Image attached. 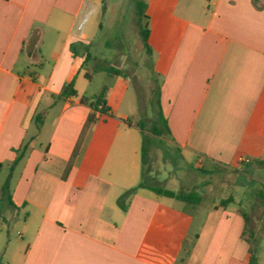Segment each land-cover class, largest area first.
I'll return each mask as SVG.
<instances>
[{
  "label": "crops",
  "instance_id": "obj_1",
  "mask_svg": "<svg viewBox=\"0 0 264 264\" xmlns=\"http://www.w3.org/2000/svg\"><path fill=\"white\" fill-rule=\"evenodd\" d=\"M137 3L170 130L161 135L138 126L140 97L126 71L137 65L135 52H103L106 0H0V235L5 225L22 228L20 240L0 248L6 264H246L248 214L210 204L204 189L182 191L169 170L146 169L142 146L150 137V156L159 144L171 168L184 160L185 174L200 165L257 181L247 170H264V0ZM72 80L77 95L57 99ZM104 89L106 114L81 101ZM142 182L196 193L200 203L193 209L137 188ZM133 188L122 208L119 198Z\"/></svg>",
  "mask_w": 264,
  "mask_h": 264
},
{
  "label": "rangeland",
  "instance_id": "obj_2",
  "mask_svg": "<svg viewBox=\"0 0 264 264\" xmlns=\"http://www.w3.org/2000/svg\"><path fill=\"white\" fill-rule=\"evenodd\" d=\"M138 1L140 0H106V12L102 17L104 29L98 34V39L106 45L103 47L104 54L114 55L116 51L129 54L134 51L137 55V65L129 66L127 64L126 71L128 74H134L133 79L138 88L140 110L136 111L137 118L139 122L142 120L145 122L146 132H152L153 126L158 125L157 110L154 105L157 83L156 78L148 74L149 61L139 35L140 28L146 24V19L139 14ZM87 69L93 72V62L88 63ZM94 79L93 87L98 88L102 84V75H97ZM147 141L146 169L155 171L156 175L162 173L163 170H169L170 183L175 186L181 184L184 186L182 191L190 192L192 189L195 191L204 189V192L201 191V193L210 204L219 205L221 200L228 199L230 196L234 197V202H229L226 206L231 211L240 210L248 214L244 239L248 240L247 243L251 244L254 250V255L257 257L256 264H264V198L260 196L261 192L264 195V170L256 168L252 169L253 172L247 170V175L256 176L257 181L254 182L243 175L239 176L235 172H227L221 169L213 170L211 174H205L200 171V165L185 174L182 169L184 170L186 166L182 158L179 161L174 160L176 166L171 168L169 158L162 160V146L157 144L150 156L152 148L150 137ZM171 153L172 156L175 155V151L172 150ZM1 182L2 176L0 175ZM206 204H202L200 210L194 214L191 235L198 231L204 222L207 211ZM21 231L20 222L16 225H5L0 235V248L8 240L14 242L17 239L20 240L18 232ZM0 264H6V257L0 260Z\"/></svg>",
  "mask_w": 264,
  "mask_h": 264
},
{
  "label": "trees",
  "instance_id": "obj_3",
  "mask_svg": "<svg viewBox=\"0 0 264 264\" xmlns=\"http://www.w3.org/2000/svg\"><path fill=\"white\" fill-rule=\"evenodd\" d=\"M138 8H139L140 16L147 19V16L145 15V5L140 3L138 5ZM141 36H142V40L144 42V45L146 47H148L149 30H148L146 24L141 29ZM86 58L89 60L91 58V55L87 54ZM102 70L107 72L110 75L120 74L122 72L121 70H118V69L113 68V67H103ZM105 93H106V90L104 89V90H102V92L99 95L95 96L94 99L91 100V102L86 97H82L81 101L83 103H88L94 110H100V112H102L103 114H106L107 108L105 107V102H104ZM76 95H77V91L74 88V80H72L68 85H66V87L64 88L62 93L57 97V99H63L66 97H71V96H76ZM156 106H157L158 125L153 126L152 133L155 135H161L163 132L169 133L170 130L168 128L167 121L164 118L163 113H162L160 106H159V91L158 90L156 91ZM99 107H100V109H98ZM40 121H41V115H37L35 118V122L39 123ZM91 122H93L92 117H90L88 119V123H91ZM138 126L140 127V129L142 131H144L146 124L142 120V121L138 122ZM147 140H148V138L144 135L143 136V146H142V159H143L144 163L146 160V153H147V142H148ZM26 148H27V144H25L22 147V149L20 151H18L17 161H19L21 159L23 153L26 151ZM139 187H148L149 189H151L152 191H154L155 193H157L159 195H163V196H167V197H171V198H176L182 202H185L187 205L192 206L193 209H195V207L200 203V198L196 193H176V192L168 190V189H163L159 186H150V185L146 186L144 184V182H142L137 188H139ZM137 188H133V189L126 191L119 198L118 203L122 208L126 207L125 200L131 194H133ZM2 192H3V194H6L9 196V183L8 182H6L3 185ZM232 200L233 199H231V198L221 200L219 206H225L229 202H232ZM246 221H248L247 217H246ZM244 235H245V233H244ZM245 240L248 241L247 239H245ZM256 260H257V257L254 255V250L252 249L251 244H249L248 257H247L246 264H256Z\"/></svg>",
  "mask_w": 264,
  "mask_h": 264
},
{
  "label": "built area",
  "instance_id": "obj_4",
  "mask_svg": "<svg viewBox=\"0 0 264 264\" xmlns=\"http://www.w3.org/2000/svg\"><path fill=\"white\" fill-rule=\"evenodd\" d=\"M247 162H249V161H248V159H246V158H240V159L238 160V164L247 163Z\"/></svg>",
  "mask_w": 264,
  "mask_h": 264
}]
</instances>
